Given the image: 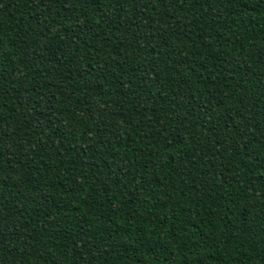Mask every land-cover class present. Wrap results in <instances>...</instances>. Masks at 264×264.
I'll return each mask as SVG.
<instances>
[{"label":"trees","instance_id":"obj_1","mask_svg":"<svg viewBox=\"0 0 264 264\" xmlns=\"http://www.w3.org/2000/svg\"><path fill=\"white\" fill-rule=\"evenodd\" d=\"M0 264H264V0H0Z\"/></svg>","mask_w":264,"mask_h":264}]
</instances>
